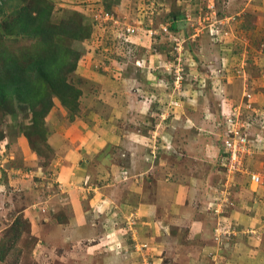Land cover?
I'll return each instance as SVG.
<instances>
[{
  "label": "rangeland",
  "instance_id": "rangeland-1",
  "mask_svg": "<svg viewBox=\"0 0 264 264\" xmlns=\"http://www.w3.org/2000/svg\"><path fill=\"white\" fill-rule=\"evenodd\" d=\"M0 264H264V0H0Z\"/></svg>",
  "mask_w": 264,
  "mask_h": 264
},
{
  "label": "trees",
  "instance_id": "trees-1",
  "mask_svg": "<svg viewBox=\"0 0 264 264\" xmlns=\"http://www.w3.org/2000/svg\"><path fill=\"white\" fill-rule=\"evenodd\" d=\"M74 32L76 34L79 33V31ZM47 41L54 44V50L51 54V59L48 62L47 57L45 59V54L38 56L39 53H34V55L30 57L31 59L28 60L25 71L21 70L24 66L18 65L16 62L13 63L12 68L10 69V73H14V78L10 80V83L14 84V90L20 96H22L23 93H25V91L30 89L33 85L39 84L42 79L43 72L45 71H43V68L46 67L45 64L48 65L49 63H52L56 66H59L58 61L60 60V58L64 59L65 57H67V52L64 50L61 51L60 45L56 43L52 37H50ZM68 52L70 53V57H72V53L73 55H75V53H71L70 50H68ZM65 60H68V58ZM28 68L30 69V71ZM66 70V68L65 70H63L60 66L59 68L55 67L53 69H50V73H48L47 70L45 72H47L48 75L52 74L51 80L57 79L55 90L59 98L64 102L67 101L68 103L69 99L75 98L78 95L79 90L76 89L73 85L66 82L64 76Z\"/></svg>",
  "mask_w": 264,
  "mask_h": 264
},
{
  "label": "crops",
  "instance_id": "crops-1",
  "mask_svg": "<svg viewBox=\"0 0 264 264\" xmlns=\"http://www.w3.org/2000/svg\"><path fill=\"white\" fill-rule=\"evenodd\" d=\"M59 225L62 226L61 224H59ZM58 230L61 231L60 239L62 240V244H64L66 242L65 240H68V239H69V241H73L75 243H77V241H83V239L81 240V238L84 235H82L83 234L82 230L80 231V228H78V227H76V228L75 227L74 228L66 227L65 228V226H62V229H58ZM94 231H96V229L93 227V228H90L89 230H87L85 232H90V235H93Z\"/></svg>",
  "mask_w": 264,
  "mask_h": 264
},
{
  "label": "built area",
  "instance_id": "built-area-1",
  "mask_svg": "<svg viewBox=\"0 0 264 264\" xmlns=\"http://www.w3.org/2000/svg\"><path fill=\"white\" fill-rule=\"evenodd\" d=\"M233 146V144L231 145V147ZM231 152V161H238L239 158H238V150L236 151L235 148H232V150H230ZM261 176L259 174H256V173H252L251 174V181L253 182V184L255 185H258L261 183Z\"/></svg>",
  "mask_w": 264,
  "mask_h": 264
}]
</instances>
